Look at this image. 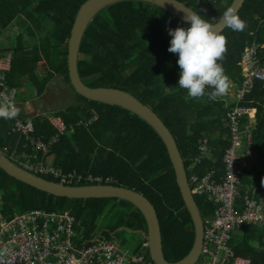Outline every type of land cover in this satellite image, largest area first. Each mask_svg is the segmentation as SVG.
Instances as JSON below:
<instances>
[{"label":"trees","instance_id":"obj_1","mask_svg":"<svg viewBox=\"0 0 264 264\" xmlns=\"http://www.w3.org/2000/svg\"><path fill=\"white\" fill-rule=\"evenodd\" d=\"M86 1L0 0V35L3 29L16 22L21 29L18 45L0 48V58L10 52L14 54L13 69L8 76L10 86L15 87L28 66L40 61L45 62L47 74L36 81L39 94L56 75H64L71 83L69 39L78 12ZM181 1L209 23H216L234 0ZM238 16L245 21L246 27L243 31H233L228 27L222 32L227 43L219 63L228 83L241 85L244 77L239 63L245 48L254 41L264 46V0H246ZM178 26L188 27L155 4L135 0L115 3L101 11L87 29L80 49L79 73L90 87L123 89L150 106L174 135L186 168H189L207 135L219 133L218 138L211 141L217 149L224 148L225 151L230 145V140L223 138L229 130L223 122L229 110L225 108L227 102L222 101V96L215 100H210L207 95L192 98L186 89L177 85L180 73L178 54L168 51L171 40L168 29ZM26 34L28 39H38V45L31 47L29 40L25 39ZM259 53L264 65V48ZM169 61L173 62L172 66H168ZM166 68L168 70L164 73ZM210 91L206 89V92ZM79 98L81 105L58 113L73 131L62 136L55 145L54 165L66 172L105 180L112 178V185L134 189L147 197L160 220L166 259L169 262L180 261L194 246L195 225L163 139L147 121L120 106L100 103L82 95ZM241 104L259 107L254 141L258 142L257 147L262 148L263 156L264 82H258ZM93 110L100 113L99 120L90 128L80 125L79 122L87 120ZM5 121L0 119V124ZM34 124L39 136L49 138L55 133L45 116L37 117ZM8 145V141L0 138V148H8L6 154L10 157ZM32 149L24 144L19 151L31 152ZM222 164V161L215 164L209 159L196 172L202 176L209 172H206L208 169L216 170ZM252 166L246 170L244 179L255 175L257 168ZM42 177L62 182L53 176ZM255 181L264 192V171L256 173ZM96 184L83 181L71 185ZM0 196V209L7 219L35 209L71 210L83 221L88 245L102 235L112 238L114 233L118 235L123 230L133 231L138 236L148 235L145 216L126 200L57 197L17 180L1 167ZM196 201L204 221L211 219L215 204L202 196H196ZM104 213L114 214V223L91 237L97 232ZM231 245L237 255L251 259L253 264H264V227L244 228L234 234Z\"/></svg>","mask_w":264,"mask_h":264},{"label":"built area","instance_id":"obj_2","mask_svg":"<svg viewBox=\"0 0 264 264\" xmlns=\"http://www.w3.org/2000/svg\"><path fill=\"white\" fill-rule=\"evenodd\" d=\"M263 47L254 41L245 49L240 62L244 82L240 87L231 85L223 94L226 102L230 99L237 102V105L227 112L231 144L223 155V176L218 179L215 171L203 176L195 173L189 176L187 169L193 195L208 197L216 204L214 217L204 221L201 257L210 258L207 264H253L249 258L236 256L230 242L233 233L245 226L264 225V203L253 197L250 191L242 193L243 176L251 164L244 151L246 139L253 145L252 147L254 143L252 137L243 131L242 125V118L250 114V109L241 105L256 83L264 81V65L259 53ZM13 61V52L0 58V97H7L17 107V90L8 83ZM99 117L100 113L93 110L91 116L84 122L89 127L97 122ZM14 118L13 131L23 134L43 153L42 158L33 156L38 159L34 161L27 153L15 152L13 159L25 170L38 175L53 176L66 185L83 181L105 182L109 185L114 182L112 178L105 180L102 177L66 172L46 161L51 146L56 145L62 136L71 131L61 116L49 118L55 134L48 142L34 136L33 121H24L19 116ZM209 143L208 137L201 141L200 154L194 159L190 170L203 164L207 152L210 151ZM41 159L43 161L38 162ZM79 225V219L71 210L35 209L17 213L10 219L0 218V264H156L145 253L125 252L115 236L108 238L102 235L91 244L87 245L85 242L84 245L87 246L79 247V244L82 245L77 240Z\"/></svg>","mask_w":264,"mask_h":264},{"label":"water","instance_id":"obj_3","mask_svg":"<svg viewBox=\"0 0 264 264\" xmlns=\"http://www.w3.org/2000/svg\"><path fill=\"white\" fill-rule=\"evenodd\" d=\"M126 0H87L80 8L73 25L69 39L68 68L71 84L79 95L100 103L120 106L147 121L161 136L167 146L172 164L174 166L177 182L181 190L186 208L188 209L195 225V243L191 252L177 262H169L164 253L163 237L160 220L152 202L134 189L116 185H81L72 186L48 180L42 176L31 173L13 162L0 148V167L10 176L25 182L39 190L57 197L71 199L91 198H117L134 204L145 216L148 227L149 249L152 260L156 264H196L202 253L204 241V220L192 193L189 184L186 166L179 150L176 139L164 121L148 105L143 103L133 94L119 88L90 87L82 79L79 73V56L83 38L95 17L105 8ZM155 4L178 17L188 27L190 22L185 20L186 12L179 10L175 0H135ZM246 0H234L229 8L235 9L238 14ZM184 4V9L192 10V7ZM198 14V13H197ZM211 24V23H210ZM215 31L222 33L228 27L223 23V17L211 24Z\"/></svg>","mask_w":264,"mask_h":264},{"label":"crops","instance_id":"obj_4","mask_svg":"<svg viewBox=\"0 0 264 264\" xmlns=\"http://www.w3.org/2000/svg\"><path fill=\"white\" fill-rule=\"evenodd\" d=\"M18 27L20 28V25ZM16 38H17V36H16ZM35 40H36V42H34V39H30V42L32 41L30 43L31 47H34L35 45H38L39 40L38 39H35ZM3 42H4V40H1L0 44L3 43ZM19 42L20 41H17L16 45H18ZM9 43H11V41H9ZM16 45L10 44L9 46L12 47V46H16ZM7 46L8 45L5 43L2 46H0V48L9 49V47H7ZM46 74H47V72H46V64H45V62L40 61V62L35 63V65H29L27 70L25 71V73L21 76V78L19 80H17V85H15V88H17L16 89L17 90V103H18L17 108L19 110L17 116H19V118H21L24 121L31 120V121L34 122L37 117L45 116V117L48 118V122H49V118L51 116L50 117L47 116L46 112H49L50 109L55 108L57 106V104H58V101H62V102L66 101V103H69L70 100L73 99L74 100V105H72V106H77L76 105V100H77V103L80 102L79 95L77 94V92L75 91V89L73 88L71 83H69L67 81V79H66V77L64 75H56L48 83V85H47L48 87H46L45 91L42 94H39L38 93V86H37L36 81L37 80H42L43 78H45ZM228 85L229 86L233 85V83L230 82V83H228ZM231 101H232V99H230V101L227 102V105L225 106V108L227 110H229L230 107L232 106V105H228ZM72 106H69L68 108H70ZM56 108L58 109L59 107L57 106ZM67 109H65V110H67ZM252 109H256V111H257L256 112V121L254 122V120H251L252 118H249V117L242 118V125H243V131L253 138V136L255 135L254 132L257 129V117H258L259 107L258 106H252L251 107V109H250V115L251 116L254 115ZM65 110H61V111H65ZM61 111H59V112H61ZM2 120H6V121L2 122L0 124V138L9 142L8 146H9V149L11 151V153H10V157L11 158H15V155H14L15 152H17V154L27 153V154L31 155V157L33 158L34 161L38 160V159H35L33 157L35 155H37L39 158H42L43 153L36 148V145L34 143H32L31 140L27 139L23 134H21L19 132H14L13 131L12 126H13V123L15 121V118L2 119ZM83 120H85V119H83ZM80 122H79V124H80ZM223 122H224L225 127H227V129H229V124L227 122V116L226 115H225V118H224ZM49 124H50V122H49ZM34 127H35L34 136H36L37 139L42 138L44 141L48 142L50 137L49 138H45V137L37 135L36 134V126H35V124H34ZM51 127L54 129V127L52 125H51ZM54 132H55V129H54ZM69 132L72 133V131H69ZM66 134L68 135V133H66ZM218 136H219V133H214V134H211V136H208V135L206 136L210 140V143H209L210 144V151L207 152V154H206L207 157L204 160V162L206 160L210 159L215 164H217L219 161H222V163H223V155L225 153L224 148L222 149V148L218 147V149H217V147L214 146L211 143V141L214 140V139H217ZM223 138H225V139L227 138L228 140H230V144H231V135H230V131L229 130L227 131L226 134H223ZM263 138H264V134H263ZM253 143H254V147H252L253 145L249 141H247V139H246V143H245L246 147L244 148V151H245V153L247 154V156L249 157V159L251 161L250 166L253 164V166H256L257 170L254 172L255 175H253V177L250 175L246 179V182L244 184H246L247 187L242 186V193H246V192L250 191V193H251V195L253 197H256L258 200H260L261 202L264 203V192L260 191V189L258 187V184H255V182H256L255 181L256 173L264 171V155L263 156L261 155V151L260 150L262 148L256 146V143L258 144V142L254 141ZM24 144L25 145L27 144V145H29L30 147L33 148L31 150V152L19 151L20 147H22V145H24ZM54 147H55V145L51 146V149H50L49 154H48V158H46V161L48 163L53 164V165H54V161L56 160V156L53 153ZM228 147H226V149ZM217 151H218V154L216 153ZM199 154H200V150H199ZM194 159H193V161H194ZM40 161H43V160L41 159L38 162H40ZM193 161H192V164H193ZM204 162H203V164H204ZM192 164L190 165V167L192 166ZM203 164L195 166V168H193L192 170H190V167H189L188 168L189 175H191V173L198 174L196 172V170L200 166H202ZM208 171L212 172V171H210V169H208L206 172H208ZM213 171L217 172V178L221 179V177L223 176V173H224V164H222L221 166L217 167V169L213 170ZM198 175L201 176L200 174H198ZM244 176H245V174H244ZM244 176H243V179H244ZM255 189H257V190H255ZM202 197H204V196H202ZM206 198L208 200H210L208 197H206ZM211 202H213V201H211ZM215 207H216V204H215ZM213 217H214V215H213ZM79 222H80V225L78 226V229L79 230H83L84 229V226L82 224L83 221L79 220ZM249 226H255V227H260V228L264 227V225H252L251 224V225L245 226L244 228L249 227ZM244 228H242L241 230H238V231L241 232ZM84 231H85V229H84ZM238 231H236V232H238ZM235 233H233L232 239H233ZM236 234H238V233H236ZM115 236L117 238V235H115ZM139 237H140V242L137 245V247L134 248V252L133 253H145L147 255V257L152 260L151 255H150V249H149L150 246L149 245L145 246V244L148 242V238L147 237H143V234H141ZM87 245L79 244V247H85ZM231 247H232V245H231ZM232 249H233V247H232ZM123 250L125 252L129 251V250H125L124 248H123ZM234 252H235V250H234ZM241 257H243V256H241ZM208 260L210 261V258L205 256V259H203L202 264H207Z\"/></svg>","mask_w":264,"mask_h":264},{"label":"clouds","instance_id":"obj_5","mask_svg":"<svg viewBox=\"0 0 264 264\" xmlns=\"http://www.w3.org/2000/svg\"><path fill=\"white\" fill-rule=\"evenodd\" d=\"M175 2L179 10L186 12L185 20L190 22V26L187 28L178 26L175 29H168L169 35L171 36L168 51L178 54L177 63L180 68V73L177 85L186 89L188 95L192 98H200L207 95L210 100H215L217 97L222 96V101H226L223 94L227 92L231 85H228L224 69L219 63L226 51V37L222 33L215 31L211 25L214 23L210 24L208 20L203 18L204 16L192 10L184 9V4L181 3V0H175ZM199 3L205 2L199 1ZM223 23L233 31H243L246 27L245 21L238 16L233 8H229L224 12ZM242 76L244 77L243 72ZM232 83L235 84L234 82ZM242 84H235V86L240 87ZM206 89H211V91L206 92ZM228 105H232L229 109L231 110L237 105V102L232 99ZM243 106L251 109L247 105ZM252 111L253 116L248 113L243 118L249 117L255 122L257 111L256 109H252ZM18 112V108L7 97H0V118L12 119L18 115ZM252 139L254 142V136ZM9 158L18 165L13 158Z\"/></svg>","mask_w":264,"mask_h":264},{"label":"rangeland","instance_id":"obj_6","mask_svg":"<svg viewBox=\"0 0 264 264\" xmlns=\"http://www.w3.org/2000/svg\"><path fill=\"white\" fill-rule=\"evenodd\" d=\"M19 26V24L16 22V23H14V24H12V25H10L6 30L5 29H3L2 31V34L0 35V42H1V40H4V42L3 43H1L0 44V46H2L3 44H7L8 46L7 47H11V46H9L10 44H13V45H16L17 44V41H20V37H19V35H20V31H21V29L18 27ZM16 36H18L17 38H16ZM26 37H25V39L26 40H29V43H31L30 42V39H28L27 37H29V35L28 34H26L25 35ZM9 41H11V43H9ZM34 42H36V40L34 39ZM173 65V62L172 61H169L168 62V66H172ZM168 70V68H166L165 69V71H164V73L166 72ZM72 85V84H71ZM48 87V86H47ZM74 88V87H73ZM17 89V88H16ZM76 91V90H75ZM78 94V93H77ZM79 95V94H78ZM79 100H80V98H79ZM82 103L81 102H79V103H77V100H76V105H81ZM72 105H74V100L73 99H71L70 100V102L69 103H66V101H64V102H62V101H58V104H57V106L59 107L58 109L55 107V108H52V109H50L49 110V112H46V115L47 116H60L58 113H59V111H61V110H65V109H67L69 106H72ZM58 112V113H57ZM86 122H84V120L82 119V121L80 122V124L81 125H84V126H86V124H85ZM87 128H90V126L88 127V126H86ZM73 131V130H72ZM246 147V146H245ZM6 151L7 150H3V152L6 154ZM7 155V154H6ZM32 173V172H31ZM35 174V173H34ZM36 175H38V174H36ZM39 176H42V175H39ZM246 182V179H243V186L244 187H247V185L246 184H244ZM96 185H106V183L104 182V183H97ZM1 206H2V198H1V196H0V208H1ZM0 218H6V217H4L3 216V214H2V212H1V209H0ZM112 218H115V216H114V214H107V213H104V215L103 216H101V219H100V221H99V223H98V228H97V232L96 233H94V235H92L91 237H94L95 236V234H97L98 232H101V231H105L106 229H108V227L110 226V225H112L113 223H114V220L112 219ZM236 233H239V231L238 232H236ZM235 233V234H236ZM100 235V234H99ZM98 235V236H99ZM114 235H116V233H114ZM114 235H113V237H114ZM97 236V237H98ZM116 237V236H115ZM117 238L119 239V242L121 243V245L123 246V248L125 249V250H129V251H134V248L135 247H137V245L139 244V242H140V237L136 234V233H134L133 231H130V230H123V231H121V232H119L118 233V235H117ZM147 238H148V235H147ZM77 240L78 241H80L82 244H85V242H86V244L89 242V240H88V238L86 237V235L84 234V232H83V230H79L78 231V238H77ZM148 244H149V239H148V242H147ZM230 246H231V242H230ZM234 251V250H233ZM236 254V253H235ZM236 256H239V255H237L236 254ZM203 259H205L203 256H202V258L200 257V260L196 263V264H202V261H203Z\"/></svg>","mask_w":264,"mask_h":264}]
</instances>
